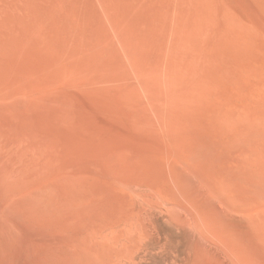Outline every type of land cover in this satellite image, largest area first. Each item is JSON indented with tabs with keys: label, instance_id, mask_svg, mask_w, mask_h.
Returning <instances> with one entry per match:
<instances>
[{
	"label": "rangeland",
	"instance_id": "374dc122",
	"mask_svg": "<svg viewBox=\"0 0 264 264\" xmlns=\"http://www.w3.org/2000/svg\"><path fill=\"white\" fill-rule=\"evenodd\" d=\"M0 264H264V0H0Z\"/></svg>",
	"mask_w": 264,
	"mask_h": 264
}]
</instances>
